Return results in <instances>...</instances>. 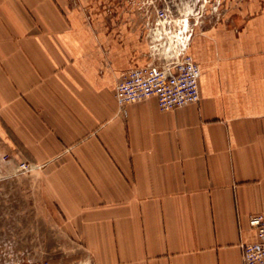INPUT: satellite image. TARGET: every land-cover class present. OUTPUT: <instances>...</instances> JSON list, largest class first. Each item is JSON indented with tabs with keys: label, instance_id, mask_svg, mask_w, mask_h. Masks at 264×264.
<instances>
[{
	"label": "crops",
	"instance_id": "1",
	"mask_svg": "<svg viewBox=\"0 0 264 264\" xmlns=\"http://www.w3.org/2000/svg\"><path fill=\"white\" fill-rule=\"evenodd\" d=\"M109 1L0 0L7 142L93 264H243L264 217V0L187 18L200 98L166 110L117 103L152 59L139 2Z\"/></svg>",
	"mask_w": 264,
	"mask_h": 264
},
{
	"label": "rangeland",
	"instance_id": "2",
	"mask_svg": "<svg viewBox=\"0 0 264 264\" xmlns=\"http://www.w3.org/2000/svg\"><path fill=\"white\" fill-rule=\"evenodd\" d=\"M132 1L139 2L142 15L152 2L159 3V0H119L124 4ZM170 1L178 4L190 20L204 13L223 12L227 2ZM3 70L0 65V106L2 95L17 96ZM2 126L0 114V264H93L88 254L81 251L82 247L67 243L64 230L53 229V208L40 195L33 161L19 154L15 134H11V143L7 142L8 129L4 132Z\"/></svg>",
	"mask_w": 264,
	"mask_h": 264
},
{
	"label": "built area",
	"instance_id": "3",
	"mask_svg": "<svg viewBox=\"0 0 264 264\" xmlns=\"http://www.w3.org/2000/svg\"><path fill=\"white\" fill-rule=\"evenodd\" d=\"M187 18L180 6L170 0L152 2L151 8L145 10L143 33L152 61L121 75L114 90L119 105L154 97L158 107L166 110L199 101L200 67L186 51L191 35ZM249 224L255 228L257 239L241 244L242 262L264 264L263 215H251Z\"/></svg>",
	"mask_w": 264,
	"mask_h": 264
}]
</instances>
